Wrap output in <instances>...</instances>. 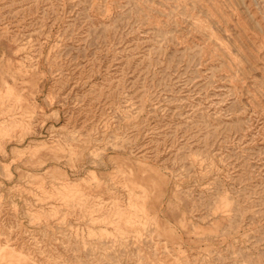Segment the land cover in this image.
I'll return each mask as SVG.
<instances>
[{
  "label": "rangeland",
  "instance_id": "1",
  "mask_svg": "<svg viewBox=\"0 0 264 264\" xmlns=\"http://www.w3.org/2000/svg\"><path fill=\"white\" fill-rule=\"evenodd\" d=\"M0 264H264V0H0Z\"/></svg>",
  "mask_w": 264,
  "mask_h": 264
}]
</instances>
